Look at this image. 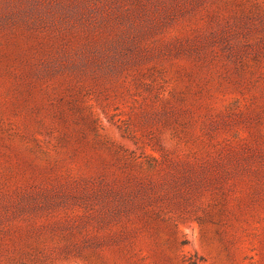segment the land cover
I'll use <instances>...</instances> for the list:
<instances>
[{
    "label": "rangeland",
    "instance_id": "374dc122",
    "mask_svg": "<svg viewBox=\"0 0 264 264\" xmlns=\"http://www.w3.org/2000/svg\"><path fill=\"white\" fill-rule=\"evenodd\" d=\"M0 264H264V0H0Z\"/></svg>",
    "mask_w": 264,
    "mask_h": 264
}]
</instances>
